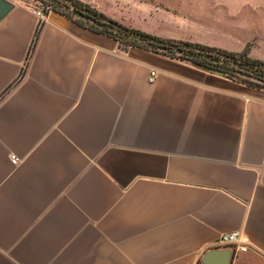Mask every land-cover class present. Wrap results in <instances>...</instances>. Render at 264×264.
<instances>
[{
	"label": "crops",
	"instance_id": "1",
	"mask_svg": "<svg viewBox=\"0 0 264 264\" xmlns=\"http://www.w3.org/2000/svg\"><path fill=\"white\" fill-rule=\"evenodd\" d=\"M6 1L0 264H199L233 232L246 249L214 264H264V90ZM79 1L137 29L128 14L191 24L175 7L198 0Z\"/></svg>",
	"mask_w": 264,
	"mask_h": 264
},
{
	"label": "trees",
	"instance_id": "2",
	"mask_svg": "<svg viewBox=\"0 0 264 264\" xmlns=\"http://www.w3.org/2000/svg\"><path fill=\"white\" fill-rule=\"evenodd\" d=\"M62 9H53L78 26L112 38L126 50L138 47L169 58L185 61L209 73L223 76L251 88L264 90V61L249 56L247 49L232 52L199 43L163 39L108 18L89 4L79 0H48ZM40 28L35 31L31 47L36 43Z\"/></svg>",
	"mask_w": 264,
	"mask_h": 264
},
{
	"label": "rangeland",
	"instance_id": "3",
	"mask_svg": "<svg viewBox=\"0 0 264 264\" xmlns=\"http://www.w3.org/2000/svg\"><path fill=\"white\" fill-rule=\"evenodd\" d=\"M23 5L39 6V8L50 7L51 10L62 9L59 5L50 4L48 0H21ZM129 2L134 6L135 0H120ZM142 1V0H141ZM145 2L157 3L162 7H167L166 0H143ZM82 2V1H81ZM176 0L170 1V3ZM197 5L192 7L190 12H184V8L175 7L181 17L191 20V24L166 22L161 23L159 17L142 16L139 14H128L131 22H126L132 27L147 32L159 34H179L188 30L204 33L203 39L207 46L217 47L233 52H240L244 48V43L256 37V43L249 42L246 45L249 56L264 61V0H198ZM84 3V2H83ZM88 4V3H85ZM226 6V7H224ZM206 8V9H205ZM116 12V11H115ZM118 15V12H116ZM185 13L187 15L185 16ZM120 15V14H119ZM127 17V15H126ZM128 17V18H129ZM126 19V18H125ZM122 23V22H121ZM196 25V27H194ZM208 26L206 33L205 27ZM256 45V46H254Z\"/></svg>",
	"mask_w": 264,
	"mask_h": 264
},
{
	"label": "built area",
	"instance_id": "4",
	"mask_svg": "<svg viewBox=\"0 0 264 264\" xmlns=\"http://www.w3.org/2000/svg\"><path fill=\"white\" fill-rule=\"evenodd\" d=\"M30 9L39 18L40 22H43L45 20L46 13L51 11L50 7L42 8V10H36L34 5L30 6ZM155 76H156L155 71H150L148 81L152 82L154 80ZM10 160H11V163L13 165H16L19 163V158H17L16 156H11ZM239 237L240 236H239L238 232H233V233H229V234H222L219 236L218 242H217L215 248L208 250V251L220 250L221 246H227V245L236 246V248H238V250L244 251L246 249L245 247L238 246V243H241L239 241ZM199 264H203L202 261Z\"/></svg>",
	"mask_w": 264,
	"mask_h": 264
},
{
	"label": "water",
	"instance_id": "5",
	"mask_svg": "<svg viewBox=\"0 0 264 264\" xmlns=\"http://www.w3.org/2000/svg\"><path fill=\"white\" fill-rule=\"evenodd\" d=\"M13 8V4L6 1L0 0V20L8 14ZM228 252L226 250H215L206 252L201 261L203 264H214L219 258L227 260Z\"/></svg>",
	"mask_w": 264,
	"mask_h": 264
}]
</instances>
